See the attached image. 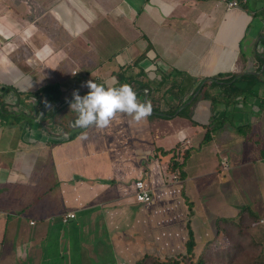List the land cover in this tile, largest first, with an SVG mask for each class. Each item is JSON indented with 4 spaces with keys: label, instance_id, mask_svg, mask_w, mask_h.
<instances>
[{
    "label": "crops",
    "instance_id": "0c3cea01",
    "mask_svg": "<svg viewBox=\"0 0 264 264\" xmlns=\"http://www.w3.org/2000/svg\"><path fill=\"white\" fill-rule=\"evenodd\" d=\"M233 1L0 0V264H132L178 234L186 249L189 231L205 246L244 211L264 235V0ZM121 75L148 79L162 115L177 110L142 122L143 172L112 153L131 117L95 134L72 127L66 98L34 97L52 82L84 96L85 82Z\"/></svg>",
    "mask_w": 264,
    "mask_h": 264
},
{
    "label": "rangeland",
    "instance_id": "374dc122",
    "mask_svg": "<svg viewBox=\"0 0 264 264\" xmlns=\"http://www.w3.org/2000/svg\"><path fill=\"white\" fill-rule=\"evenodd\" d=\"M13 35L14 37L11 41L12 43L10 44V46L15 48L14 57H13L15 58L16 53L19 52L22 53L24 52V50L21 48V45H19L18 47L15 45L14 42L16 40L15 39L16 34ZM45 78L46 77L41 76L39 78L40 83H43ZM124 116L129 117L127 115ZM113 126L116 127V125ZM119 127H120V133L112 140L113 141L112 153H115V151L117 150L119 151L118 154H121L123 156L122 159L125 158L126 160H127L126 156L129 155L133 159V162L135 159L134 163L139 164L137 166L140 167L143 172L144 170L147 169L146 167L147 161L148 160L153 161L152 156H147L146 158L139 157L138 159V156L142 155V151L144 150V148H147L149 144L147 137L143 138L144 137L143 123L142 122L135 123L132 121V119H129L126 121L125 124H119ZM138 127H141L140 132ZM96 129L98 128L96 127L94 128L95 134L99 131ZM134 148H140L141 153H139L138 150L134 151L135 150ZM178 150H180V148L177 149V151ZM117 155L116 156L113 155V156L117 157ZM195 158L196 157L191 156L189 162L192 159L193 160L191 162H194ZM198 158L201 159L202 155L200 157L197 156V159ZM130 162H132V160H130ZM198 168L200 172L201 171L200 165L196 166L194 170H197ZM200 186H202V184H200ZM204 194H208V192L204 191ZM198 196L201 198V200H203L202 197L203 195H201V192L198 193L197 191V193H194V197L196 198V200H198L200 204V198ZM186 201L188 200L186 199ZM199 204H197L198 207ZM205 207H208L210 209L209 211H212V208L210 206L204 205L203 207L202 203L200 204V208L204 213H205ZM177 210H179V207ZM206 210L208 211V209ZM222 210L223 209L220 208L219 210L220 214H224ZM254 213L260 216L262 215L260 212L259 213L254 212ZM255 220L256 218L253 215H251V212L244 211L241 212V214H239L238 217L235 219L220 221L221 225L215 228L219 232V235L217 236L215 235L216 239L212 236L210 240H208V238L205 239L206 241L203 244L205 246L200 247L196 245L195 247L194 245V248L192 250L193 261H197L198 259L200 260L203 259L202 261H204L205 264H264V235L262 233H259L257 230H254V227L252 225L253 223L256 222ZM257 228H259L258 225ZM206 231L207 230L204 229V232L202 234L197 235V239L199 242L201 241V237L203 236H204L203 238L206 237V234L204 235ZM155 239L156 241L159 240L158 237ZM163 239H165V237ZM179 239L181 240L179 234L178 236L175 235V237L171 239L172 241H170V243H172L173 245L162 244V242L153 243V241L151 240L153 243L151 250L147 254L140 255L137 258V260H135V262L132 264H137L138 262H140V264H161V262H165L167 261V259H171V258L181 260L179 264H185V260H186L185 258L188 259L190 256L183 257V259L179 257L180 255L186 253V249H187L181 247L175 248L174 242L180 241ZM227 241L233 242V246H230L229 248ZM213 243H216V246L210 248L211 244ZM162 245H168V247L163 248Z\"/></svg>",
    "mask_w": 264,
    "mask_h": 264
},
{
    "label": "clouds",
    "instance_id": "9594fccd",
    "mask_svg": "<svg viewBox=\"0 0 264 264\" xmlns=\"http://www.w3.org/2000/svg\"><path fill=\"white\" fill-rule=\"evenodd\" d=\"M81 86L89 89L87 94L81 96L78 90L74 91L72 100L68 101L70 110L77 114L72 122L73 128L96 127L104 129L119 114L131 117L135 123L146 122L147 118L152 115L151 101L140 102L137 93L129 84L112 87L90 80ZM81 138L87 139V133H82Z\"/></svg>",
    "mask_w": 264,
    "mask_h": 264
},
{
    "label": "trees",
    "instance_id": "16d2710c",
    "mask_svg": "<svg viewBox=\"0 0 264 264\" xmlns=\"http://www.w3.org/2000/svg\"><path fill=\"white\" fill-rule=\"evenodd\" d=\"M120 78V83L119 85H117L116 87H119L121 84H129L132 86L133 90L137 93V98H141V102H143V97L146 96V100H150L152 107H153V111H152V115L149 116L150 118L153 117H158V118H164V119H169L171 118L174 114H176L177 110L172 111L171 113L168 114H163L160 113L162 112L159 108V99H155L154 95H153V91L150 89V82L148 81V79H146V81L143 80H136L134 77H127L124 75L119 76ZM146 90L148 91L146 93ZM66 92L62 91L60 88V85L56 82H52L49 83L43 87H41L35 94L34 97L36 99L42 98L44 97L46 99L47 102L49 103H53V104H61L63 102V100L66 98V100L71 101L72 100V96H66L65 95ZM194 94V93H193ZM193 94L187 99L186 102L190 101V99H192ZM165 112V111H163ZM182 114V113H181ZM180 114V115H181ZM76 134V131L73 132V134L71 135V138H74ZM224 223V222H223ZM188 240L186 242V253L180 255L179 257L181 259H183V257L186 256H190L188 259L185 258V264H205L204 261L198 259L197 261H193V257H192V250L194 248L195 242L193 240L192 237V233L189 231L188 233ZM227 244L230 248V246H233V242L227 241ZM216 243L211 244V247H215ZM219 248V247H217ZM181 260L178 259H167V261L165 262H161V264H179ZM137 264H140V262H138Z\"/></svg>",
    "mask_w": 264,
    "mask_h": 264
},
{
    "label": "built area",
    "instance_id": "2783aa9c",
    "mask_svg": "<svg viewBox=\"0 0 264 264\" xmlns=\"http://www.w3.org/2000/svg\"><path fill=\"white\" fill-rule=\"evenodd\" d=\"M217 3L225 5L227 10L234 9L238 6V3L233 0H215ZM135 188V201L145 207H149L152 203V197L148 190L145 189L144 184L141 181L134 183ZM75 215L73 213H67L62 217L63 222H67L69 219H73Z\"/></svg>",
    "mask_w": 264,
    "mask_h": 264
}]
</instances>
